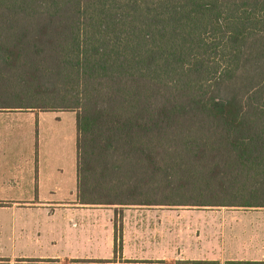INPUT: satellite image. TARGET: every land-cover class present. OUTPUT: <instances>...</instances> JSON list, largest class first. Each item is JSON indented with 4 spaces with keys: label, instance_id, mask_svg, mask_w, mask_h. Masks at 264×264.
Masks as SVG:
<instances>
[{
    "label": "trees",
    "instance_id": "trees-1",
    "mask_svg": "<svg viewBox=\"0 0 264 264\" xmlns=\"http://www.w3.org/2000/svg\"><path fill=\"white\" fill-rule=\"evenodd\" d=\"M6 109L74 112L80 204L264 207V0H0Z\"/></svg>",
    "mask_w": 264,
    "mask_h": 264
},
{
    "label": "rangeland",
    "instance_id": "rangeland-1",
    "mask_svg": "<svg viewBox=\"0 0 264 264\" xmlns=\"http://www.w3.org/2000/svg\"><path fill=\"white\" fill-rule=\"evenodd\" d=\"M25 111L0 114V122L10 124V129L0 130L9 141L7 149L39 150L50 159L54 156L65 171L75 152L74 112L53 110L36 115ZM74 214L96 216L97 264H264L229 260L234 252L264 249L263 229L255 228L263 223L241 221L244 216H264V207L91 205ZM116 244L119 252H114ZM123 251L146 258L159 253L164 260L126 259ZM0 264L8 262L1 259Z\"/></svg>",
    "mask_w": 264,
    "mask_h": 264
},
{
    "label": "crops",
    "instance_id": "crops-1",
    "mask_svg": "<svg viewBox=\"0 0 264 264\" xmlns=\"http://www.w3.org/2000/svg\"><path fill=\"white\" fill-rule=\"evenodd\" d=\"M22 111L6 109L0 114ZM27 111L24 113L46 112ZM9 127V123L0 122V130ZM6 141L0 134V262L6 259L8 264H96V216L74 214L75 210L91 206L80 204L76 197V150L63 171L54 156L50 159L39 150L28 153L7 149L10 144ZM243 218L246 219L241 221L263 223L255 228L264 232L263 215ZM235 253L229 260L264 261V249ZM122 254L132 260H164L159 253L147 258L125 251Z\"/></svg>",
    "mask_w": 264,
    "mask_h": 264
}]
</instances>
